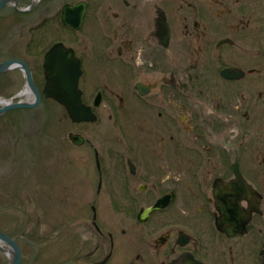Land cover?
Instances as JSON below:
<instances>
[{"label": "flooded vegetation", "instance_id": "obj_1", "mask_svg": "<svg viewBox=\"0 0 264 264\" xmlns=\"http://www.w3.org/2000/svg\"><path fill=\"white\" fill-rule=\"evenodd\" d=\"M79 3L80 28L66 26L64 7ZM32 13L40 21L30 32L52 24L86 35L83 51L62 39L40 47L34 36L27 59L10 60L26 63L41 102L0 115L39 122L50 101L81 127L68 135L73 263L264 264V0H30L16 10ZM58 43L81 60L94 121L73 122L43 94L45 57ZM14 70L29 92L0 97V109L36 102Z\"/></svg>", "mask_w": 264, "mask_h": 264}, {"label": "rangeland", "instance_id": "obj_2", "mask_svg": "<svg viewBox=\"0 0 264 264\" xmlns=\"http://www.w3.org/2000/svg\"><path fill=\"white\" fill-rule=\"evenodd\" d=\"M29 2L19 0L18 6L26 8ZM40 6L41 2H37L34 8ZM33 13L17 15L12 5L0 13V64L15 58L26 60L27 43L34 36L42 40L37 45L40 47L62 39L83 51L85 30L73 37L68 31L57 32L51 24L45 33L30 32L40 21ZM87 80L86 76L83 87L87 86ZM98 84L95 75L90 90ZM25 85L26 78L21 71H10L0 78V97L15 96ZM39 109L43 115L39 122L30 120L35 114L31 112H9L0 116V231L18 239L22 264H74L75 246L71 236L78 206L71 194L74 148L68 135L80 131L81 127L74 126L64 109L50 101ZM108 215L111 230L117 234V217L112 212ZM22 232H25L24 238ZM57 232L63 235L62 245L56 244ZM120 256L121 252L113 253L116 261ZM0 264H11V258L1 249Z\"/></svg>", "mask_w": 264, "mask_h": 264}, {"label": "water", "instance_id": "obj_3", "mask_svg": "<svg viewBox=\"0 0 264 264\" xmlns=\"http://www.w3.org/2000/svg\"><path fill=\"white\" fill-rule=\"evenodd\" d=\"M18 0H0V12L9 4H13L18 9ZM85 4L79 3L76 6L66 5L64 7L63 21L66 26H73L79 29L84 14ZM22 69L26 73L27 85L32 89L36 96V102L18 103L8 105L0 109V115L7 111L18 108H35L41 102V93L36 88L33 77L26 63L21 60H7L0 64V74H4L13 69ZM45 87L43 94L46 98H51L65 107L69 117L75 123L90 122L96 119L90 106L82 101V91L79 83L83 74L81 60L76 56L71 48H67L62 43L54 45L46 54L45 63ZM75 140V136H71ZM160 206L157 205L144 211V214L155 211ZM0 243H5L9 247L11 254V264H22V252L16 241L3 232H0ZM0 248L2 246L0 245ZM8 253V251L4 250Z\"/></svg>", "mask_w": 264, "mask_h": 264}, {"label": "bare ground", "instance_id": "obj_4", "mask_svg": "<svg viewBox=\"0 0 264 264\" xmlns=\"http://www.w3.org/2000/svg\"><path fill=\"white\" fill-rule=\"evenodd\" d=\"M27 92H29V90L26 88V89L24 90L23 93L25 94V93H27Z\"/></svg>", "mask_w": 264, "mask_h": 264}]
</instances>
